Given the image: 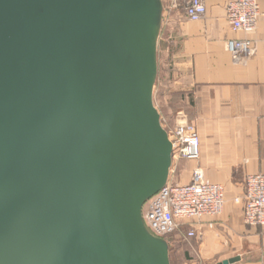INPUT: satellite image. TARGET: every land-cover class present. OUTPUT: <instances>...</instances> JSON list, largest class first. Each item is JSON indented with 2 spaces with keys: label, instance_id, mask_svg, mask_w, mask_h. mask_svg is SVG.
I'll use <instances>...</instances> for the list:
<instances>
[{
  "label": "water",
  "instance_id": "95a60500",
  "mask_svg": "<svg viewBox=\"0 0 264 264\" xmlns=\"http://www.w3.org/2000/svg\"><path fill=\"white\" fill-rule=\"evenodd\" d=\"M162 10L0 0V264H171L142 217L173 160L154 102Z\"/></svg>",
  "mask_w": 264,
  "mask_h": 264
},
{
  "label": "crops",
  "instance_id": "0c3cea01",
  "mask_svg": "<svg viewBox=\"0 0 264 264\" xmlns=\"http://www.w3.org/2000/svg\"><path fill=\"white\" fill-rule=\"evenodd\" d=\"M206 3L200 21L176 12L173 65L162 81L163 98L179 105L178 114L189 115L200 137L199 159L179 161L177 179L189 182L201 167L225 188L223 213L197 220V236L188 240L204 264L233 258V264H264V228L245 222L243 202L247 175L264 173V0L253 31L232 29L226 0ZM231 39H250L254 55L236 61L228 49Z\"/></svg>",
  "mask_w": 264,
  "mask_h": 264
},
{
  "label": "built area",
  "instance_id": "2783aa9c",
  "mask_svg": "<svg viewBox=\"0 0 264 264\" xmlns=\"http://www.w3.org/2000/svg\"><path fill=\"white\" fill-rule=\"evenodd\" d=\"M206 1L170 0L169 10L182 11L189 20L200 21L207 14ZM260 1L226 0V15L233 30L256 29L261 16ZM228 49L236 61H247L255 53V46L250 39H231ZM165 129L173 145L169 179L166 185L145 203L142 217L149 232L156 237L166 239L189 227L184 235L186 239H190L197 236L194 224L197 220L223 213L226 203L225 188L207 179L201 167L194 169L189 182L175 179L179 161L199 159L200 137L193 121L178 123L170 130L166 127ZM243 202L245 222L264 228L263 172L247 175Z\"/></svg>",
  "mask_w": 264,
  "mask_h": 264
},
{
  "label": "rangeland",
  "instance_id": "374dc122",
  "mask_svg": "<svg viewBox=\"0 0 264 264\" xmlns=\"http://www.w3.org/2000/svg\"><path fill=\"white\" fill-rule=\"evenodd\" d=\"M161 1L163 10L158 50L159 77L154 89V102L159 111L162 112V123L167 129L170 130V128L172 129L178 123H184L191 120L189 115L184 111L182 114H178L177 112L175 113L177 109H180L178 107L179 105H175V102L170 103L171 101L169 99L165 100L162 95V81L167 75L168 70L171 69L173 65L172 51L174 50L175 46L172 40L174 29L177 26L175 19L178 16L176 12L173 13L169 10L170 0ZM165 104H167L168 108L171 109V116L167 114V111L164 107ZM177 176H175L174 178L176 179ZM184 234L185 233L181 231L180 233H177L176 235L170 236L165 239L170 249L171 264H204L203 261L198 260V256L192 250L190 241L186 239Z\"/></svg>",
  "mask_w": 264,
  "mask_h": 264
},
{
  "label": "trees",
  "instance_id": "16d2710c",
  "mask_svg": "<svg viewBox=\"0 0 264 264\" xmlns=\"http://www.w3.org/2000/svg\"><path fill=\"white\" fill-rule=\"evenodd\" d=\"M160 34H161V32H160ZM158 50H159V42H158V49H157V60H158ZM158 77H159V60H158V72H157V79H158ZM157 79H156V82H157ZM156 85V84H155ZM176 101V100H175ZM177 112V111H176ZM175 112V113H176ZM160 113H162V112H160ZM178 113V112H177ZM161 117H162V114H161Z\"/></svg>",
  "mask_w": 264,
  "mask_h": 264
}]
</instances>
